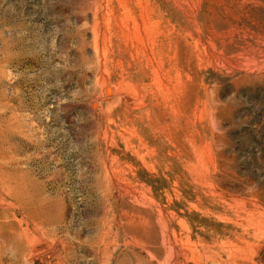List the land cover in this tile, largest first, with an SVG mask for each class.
<instances>
[{
	"label": "rangeland",
	"instance_id": "obj_1",
	"mask_svg": "<svg viewBox=\"0 0 264 264\" xmlns=\"http://www.w3.org/2000/svg\"><path fill=\"white\" fill-rule=\"evenodd\" d=\"M0 264H264V0H0Z\"/></svg>",
	"mask_w": 264,
	"mask_h": 264
},
{
	"label": "bare ground",
	"instance_id": "obj_2",
	"mask_svg": "<svg viewBox=\"0 0 264 264\" xmlns=\"http://www.w3.org/2000/svg\"><path fill=\"white\" fill-rule=\"evenodd\" d=\"M108 92H110V89H108ZM167 100V99H166Z\"/></svg>",
	"mask_w": 264,
	"mask_h": 264
}]
</instances>
